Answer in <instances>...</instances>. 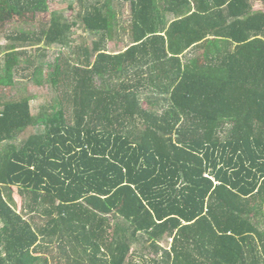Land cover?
<instances>
[{
  "label": "trees",
  "instance_id": "obj_1",
  "mask_svg": "<svg viewBox=\"0 0 264 264\" xmlns=\"http://www.w3.org/2000/svg\"><path fill=\"white\" fill-rule=\"evenodd\" d=\"M77 1L0 62V88L30 70L41 85L42 44L100 37L49 70L71 119L61 100L36 116L0 99V264H128L138 243L163 264H264V0H117L132 42L116 54L112 0ZM48 12L0 0V24Z\"/></svg>",
  "mask_w": 264,
  "mask_h": 264
},
{
  "label": "rangeland",
  "instance_id": "obj_2",
  "mask_svg": "<svg viewBox=\"0 0 264 264\" xmlns=\"http://www.w3.org/2000/svg\"><path fill=\"white\" fill-rule=\"evenodd\" d=\"M97 1L104 2L105 0H90V2L96 3ZM73 5L74 10L70 11L69 6ZM49 12L42 15H37L36 18H32L29 15L28 22L27 19H19L15 17L12 21H9L5 24H0V46L1 55L0 62L3 63L5 61L4 55L7 46L11 45L12 42L10 40V36L17 32L20 29H24L27 31H35L41 27L42 22L49 21L50 17L54 13L63 14L69 19H72L73 16L79 11L78 1L77 0H48ZM112 7L115 12V20H114V29H113V37L108 40L106 45V50L109 53L116 54L122 52L126 49L127 46L132 42L131 39V26H132V13H131V5L127 3H120L117 0H112ZM172 17L169 18V20ZM25 22V23H24ZM73 35L72 39L75 42L71 43L70 47H62L60 45H53L51 47H46L44 44L45 50L44 52L37 56L36 65L41 66L42 68V84L37 85L33 80V70L30 71H20L15 73L14 75V86L13 87H1L0 88V99L6 98H18L28 96L31 97V107L34 115H38L42 111V107L48 108L52 103L61 100L64 103V106L67 108V117L71 119L72 105L67 100H64V92L67 88L64 87L63 79L61 84L57 86H53L52 82L49 78V70L53 67L56 57L60 55V51L63 54V57H74L72 54V50L76 48V46L87 45L91 48L92 42L98 41L100 37L91 32H85L79 27H73ZM18 44V43H17ZM26 47L29 50L30 56H36L37 47H30V45L21 44L18 47ZM196 52L193 51L191 55H194ZM189 58V57H188ZM25 66V63L23 64ZM101 82L97 80V84ZM144 107L149 109L146 101L143 102ZM43 126L34 128L35 131L43 130ZM5 144L3 143L2 146ZM29 217V216H28ZM113 224L118 222V219L112 218ZM172 240L167 243H161L162 248L169 250L171 248ZM145 246L147 249H145ZM132 255H131V263L128 264H163V256L162 252L156 254L149 246V243H138L137 245L132 246ZM55 254L57 256L58 252L55 250ZM144 260V262L142 261ZM155 262H152V261ZM159 262V263H158ZM51 264L54 262L51 260Z\"/></svg>",
  "mask_w": 264,
  "mask_h": 264
},
{
  "label": "crops",
  "instance_id": "obj_3",
  "mask_svg": "<svg viewBox=\"0 0 264 264\" xmlns=\"http://www.w3.org/2000/svg\"><path fill=\"white\" fill-rule=\"evenodd\" d=\"M190 54H192V52L191 53H189L188 55H186V57L184 58V61H186V60H189L190 58H192L193 57V55H191L190 56ZM189 57V58H188Z\"/></svg>",
  "mask_w": 264,
  "mask_h": 264
}]
</instances>
